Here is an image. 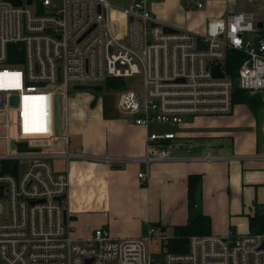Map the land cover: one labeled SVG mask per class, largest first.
<instances>
[{
  "label": "built area",
  "instance_id": "1",
  "mask_svg": "<svg viewBox=\"0 0 264 264\" xmlns=\"http://www.w3.org/2000/svg\"><path fill=\"white\" fill-rule=\"evenodd\" d=\"M20 1L0 0V264H264V231L192 234L184 251H170L153 224L140 236L115 238L97 227L78 237L66 215L74 155L68 150L69 84L140 75L142 92L124 84L117 108L143 126L228 115L235 85L264 100V0H245L243 10L209 19L203 33L165 31L149 0H130L127 7L110 0ZM229 49L246 54L234 78L225 70ZM217 64L223 77L212 75ZM55 95L59 115L63 102L59 135ZM173 138L148 135L147 167L167 156L154 144ZM50 159H61L65 169ZM138 177L145 183L148 173Z\"/></svg>",
  "mask_w": 264,
  "mask_h": 264
},
{
  "label": "crops",
  "instance_id": "2",
  "mask_svg": "<svg viewBox=\"0 0 264 264\" xmlns=\"http://www.w3.org/2000/svg\"><path fill=\"white\" fill-rule=\"evenodd\" d=\"M196 1L152 0L148 6L162 25L197 33L205 32L209 19L245 8V0H202L199 9ZM82 114L73 142L68 140L74 155L66 215L76 236L87 237L102 226L115 238L134 237L154 224L169 239L174 227L187 221L190 174L201 176L199 210L210 218L211 234H246L248 217L264 213V103L256 111L234 103L228 115L189 116L180 124L139 125L114 105ZM92 114L99 116L95 123ZM151 133L175 138L154 144L167 156L147 167L142 158ZM104 156L120 160L104 163ZM53 160L57 169H65L61 159ZM140 172L148 173L145 183Z\"/></svg>",
  "mask_w": 264,
  "mask_h": 264
},
{
  "label": "trees",
  "instance_id": "3",
  "mask_svg": "<svg viewBox=\"0 0 264 264\" xmlns=\"http://www.w3.org/2000/svg\"><path fill=\"white\" fill-rule=\"evenodd\" d=\"M246 57L242 51L229 49L225 59V70L232 78L237 74V70ZM107 86L119 87L124 85L121 79H109L106 81ZM233 102L246 103L253 111L257 110L264 101H261L259 94L249 95L245 91L234 86ZM188 185V216L184 224L177 225L173 229V235L169 237L167 247L170 251H184L187 247L188 237L192 234H210L211 223L210 218L199 210L201 198V176L198 174H190L187 177ZM250 232L264 231V213L255 212L248 217ZM154 225V224H153Z\"/></svg>",
  "mask_w": 264,
  "mask_h": 264
},
{
  "label": "rangeland",
  "instance_id": "4",
  "mask_svg": "<svg viewBox=\"0 0 264 264\" xmlns=\"http://www.w3.org/2000/svg\"><path fill=\"white\" fill-rule=\"evenodd\" d=\"M152 0H149V4L152 3ZM114 5H118L119 7H127L130 0H110ZM199 9V8H198ZM141 76L134 75L132 77L124 78L123 83L126 86H130L134 84L136 89L142 92L143 87L140 84ZM102 86V91L95 92L90 89H75L74 84H69L68 87V96L70 98L67 112V135L68 140L73 142V135L76 134L77 125L85 119V115L82 114V110L86 108H92L93 110L100 111L103 109L104 111H109L112 109L113 105L116 110V99L119 92L123 89V84L121 86H107V82H103L99 84ZM78 95V98H77ZM76 104H79V108L76 107ZM88 116V115H87ZM63 102L60 103V118L63 120ZM99 120V116L97 114L91 115V122H97ZM0 124H2V119H0ZM2 133V129H0V134ZM58 140V139H57ZM71 149V146L69 147ZM4 151V146L0 142V152ZM50 162L54 164V160L50 159ZM64 163V162H63ZM102 227V226H100ZM158 234V233H156ZM152 251L158 253L159 243L158 241H154L151 246Z\"/></svg>",
  "mask_w": 264,
  "mask_h": 264
},
{
  "label": "water",
  "instance_id": "5",
  "mask_svg": "<svg viewBox=\"0 0 264 264\" xmlns=\"http://www.w3.org/2000/svg\"><path fill=\"white\" fill-rule=\"evenodd\" d=\"M14 4L20 5L21 1L20 0H13ZM28 3H30V0H28ZM258 26H260V23H258ZM164 30L167 32L173 31L172 28L165 26ZM212 75L214 77H223V73L220 71V65H214L212 67ZM75 89H90L95 92H100L102 91V86L101 85H77L75 86ZM14 101V100H12ZM53 116H54V132L56 135H59L60 129H59V122H60V115H59V99L58 95L54 96V108H53ZM14 145V142H11V146ZM261 248L264 249V242L261 245Z\"/></svg>",
  "mask_w": 264,
  "mask_h": 264
}]
</instances>
